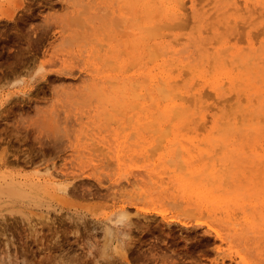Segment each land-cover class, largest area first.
Returning <instances> with one entry per match:
<instances>
[{
	"label": "rangeland",
	"instance_id": "rangeland-1",
	"mask_svg": "<svg viewBox=\"0 0 264 264\" xmlns=\"http://www.w3.org/2000/svg\"><path fill=\"white\" fill-rule=\"evenodd\" d=\"M0 178V264H264V0H0Z\"/></svg>",
	"mask_w": 264,
	"mask_h": 264
},
{
	"label": "bare ground",
	"instance_id": "bare-ground-1",
	"mask_svg": "<svg viewBox=\"0 0 264 264\" xmlns=\"http://www.w3.org/2000/svg\"><path fill=\"white\" fill-rule=\"evenodd\" d=\"M166 1H167V0H166ZM182 3H183V2H182ZM137 4H138V3H137ZM160 13H161V12H160ZM181 20H182V19H181ZM178 22H179V21H178ZM165 24H166V23H165ZM165 24H164V26L161 25V27H160L159 24H158V28L161 29L162 26H163L164 29H165ZM179 24H180V23H179ZM169 25H170V24H168L167 27H168ZM156 26H157V25H156ZM147 28L149 29V27H147ZM148 29H147V30H148ZM151 29H152V28H151ZM151 29H150V30H151ZM153 29H154V31H155L156 28L153 27ZM156 30H157V29H156ZM154 31H151V32H154ZM157 31H158V30H157ZM157 31H155V34H156V35L158 34ZM147 33H148V32H147ZM148 34H149V33H148ZM131 35H133V33H132ZM150 35H153V33L150 34ZM153 38H154V37H153ZM148 39H150V38H148ZM150 40H152V37H151ZM150 40H149V41H150ZM128 41H129V40H128ZM150 42H151V41H150ZM144 44H145V42H144ZM148 45H149V44H148ZM129 46H130V45H129ZM149 51H151V50H149ZM149 51H148V52H149ZM151 56H154V55L151 54ZM156 56H157V55H156ZM156 56H155V57H156ZM151 58H153V57H151ZM138 61H139V60H138ZM149 63H150V61H149ZM135 64H136V63H135ZM123 84H124V83H123ZM115 86H116V85H115ZM132 86H133V84H132ZM138 86H139V85H138ZM133 87H134V86H133ZM129 89H130V87H129ZM135 90H136V89H135ZM150 90H151V89H150ZM162 90H163V89H162ZM164 90H165V88H164ZM147 91H148V90H147ZM159 91H160V90H159ZM165 91H166V90H165ZM132 92H134V91H132ZM135 92H136V91H135ZM168 93H170V92H168ZM134 94H135V93H134ZM146 94H147V93H146ZM148 94H149V93H148ZM139 95H141V93H139ZM144 95H145V94H144ZM159 95H161V94H159ZM135 96H136V95H135ZM147 97H148V96H147ZM177 97L180 98V96H177ZM139 98H140V97H139ZM150 98H151V97H150ZM181 99H182V98H181ZM149 100H150V99H149ZM134 104H135V103H134ZM153 106H154V105H153ZM123 107H125V105H124ZM136 107H137V105H136ZM134 108H135V107H134ZM134 108H133V109H134ZM128 119H129V118H128ZM201 124H202V123H201ZM155 125H156V124H155ZM155 125H154V126H155ZM167 127H169V126H167ZM157 130H160V129H157ZM156 132H160V133H161V131H156ZM162 132H163V131H162ZM167 133H168V132H167ZM168 134H169V133H168ZM176 170H177V169H176ZM0 179H1V178H0ZM15 185H16V184H15ZM16 188H17V187H16ZM68 188H70V187H66V186H65L64 191L66 192V190H67ZM189 188H190L189 191H191V190H192V187H189ZM27 190H28V189H27ZM71 190H72V189H71ZM67 191H68V190H67ZM197 193H198V192H197ZM199 193H201V192H199ZM206 198L209 199V198H210V195H207ZM27 199H28V198H27ZM6 200H7V199H6ZM12 203H13V202H12ZM121 217H122L123 219H124V218L127 219V215H126L125 213H121ZM65 220H66V219H65ZM17 221H18V220H17ZM70 222H71V221H70ZM13 224H14V223H13ZM15 226H16V225H15ZM0 228H1V227H0ZM4 228H5V227H4ZM23 228H24V227H23ZM32 229H33V228H32ZM24 236H25V235H24ZM82 236H83V235H82ZM17 238H18V237H17ZM67 241H68V240H67ZM27 242H28V241H27ZM20 244H21V243H20ZM1 247H2V246H1ZM73 249H74V248H73ZM1 250H2V249H1ZM55 250H56V249H55ZM12 252H14V251H12ZM76 252H77V251H76ZM2 253H3V252H2ZM6 253H7V252H6ZM20 253H21V251H20ZM70 253H71V252H70ZM101 253H102V252H101ZM6 255H7V254H6ZM6 255H5V256H6ZM19 258H20V257H19ZM16 263H17V262H16Z\"/></svg>",
	"mask_w": 264,
	"mask_h": 264
}]
</instances>
